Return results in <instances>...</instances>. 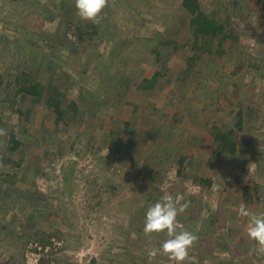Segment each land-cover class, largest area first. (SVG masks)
<instances>
[{"label":"rangeland","instance_id":"374dc122","mask_svg":"<svg viewBox=\"0 0 264 264\" xmlns=\"http://www.w3.org/2000/svg\"><path fill=\"white\" fill-rule=\"evenodd\" d=\"M198 1L230 33L221 54L216 39L193 46L182 0H107L99 24L74 0H0V264H25L33 243L39 264H177L159 251L164 232L143 231L166 193L190 201L177 230L198 236L181 264H264L239 215L264 212L262 0ZM30 80L39 96L20 92Z\"/></svg>","mask_w":264,"mask_h":264},{"label":"clouds","instance_id":"9594fccd","mask_svg":"<svg viewBox=\"0 0 264 264\" xmlns=\"http://www.w3.org/2000/svg\"><path fill=\"white\" fill-rule=\"evenodd\" d=\"M107 0H74L77 16L82 20H89L99 24L102 10L105 8ZM6 134V129L0 128V136ZM180 195L166 193L159 200L150 205L145 213L143 231L146 235L164 232L167 236L160 245L159 251L168 254L169 258L181 264L189 255V250L198 236L188 230H177V217L188 208L190 201L184 200ZM239 215L248 217L247 233L249 237L258 245L259 254H264V212H253L246 205L239 206ZM157 249L149 252L150 256H155Z\"/></svg>","mask_w":264,"mask_h":264},{"label":"trees","instance_id":"16d2710c","mask_svg":"<svg viewBox=\"0 0 264 264\" xmlns=\"http://www.w3.org/2000/svg\"><path fill=\"white\" fill-rule=\"evenodd\" d=\"M262 5H263V9H264V0H262ZM181 6L185 11L190 13L189 14L190 15L189 25H190L191 31L194 35V38H193L194 39V42H193L194 45L193 46H195L196 41L201 40L200 46H198L197 48L198 49L200 48L205 52H211V50H212V46H211L212 43L211 42L214 39H216L217 45H216L215 52H216V54H221L223 51L220 48L221 42H223L226 38H228L230 36V33L225 31L224 25L222 23H218L216 21V18H214L213 16L211 17V16H208L206 13H204V11L201 9V5H200V2L198 0H182ZM85 25L83 26L81 23L77 24L76 29H77L79 37L80 36L82 37L83 34L86 33L83 30V27L85 28ZM191 63H192V59L190 57L188 59V62H187V67L190 66ZM185 73H186V70H185ZM161 74H162V72L155 70L148 79H145L141 88L147 89V88H150L151 86H153V83L156 81V79ZM24 78H26V77H24ZM40 87H41V84L39 82L30 80V81H28V83H26V81L20 83L19 90H20V92L30 94L31 96L32 95L33 96H39L42 92ZM63 103L64 102L59 97H52L49 95H48L47 99L45 100L46 107L49 108L52 112H54L58 119L63 117L62 112L65 108ZM66 104H68V103H66ZM69 105H72L71 110H74L77 112V108L75 105H73V104H69ZM129 126H130V123L128 121H125L122 128L117 129L115 131V134L117 136H120V135H123L122 131H124L125 133L129 132L130 131ZM209 132L213 135V140L215 142H218V145L221 148H223L225 151H228L230 153H234L236 151V144L232 138L231 131L228 130V131L223 132V130L221 128H219V129H215L214 131L210 130ZM147 134L152 135L150 132H147ZM123 141H124V139H122V140L118 139V142H123ZM13 142L14 143L11 146V149H14L19 144H21V142L17 141V140H13ZM133 144L137 145L136 142H134ZM6 160H10V159L7 158ZM182 160H183V157H181L178 161L179 167L177 169V173H179V174H182V172H183L181 167H180L182 165ZM14 175H15V173L10 174L12 180H13ZM210 182H211L210 177H203V176L198 177V183L199 184H201V183L210 184ZM37 211H39V209H37L36 212ZM31 216L33 218L35 216V214H32ZM49 236H47V235L44 236V238L46 240L45 242H50ZM42 238L43 237H41L40 240Z\"/></svg>","mask_w":264,"mask_h":264},{"label":"built area","instance_id":"2783aa9c","mask_svg":"<svg viewBox=\"0 0 264 264\" xmlns=\"http://www.w3.org/2000/svg\"><path fill=\"white\" fill-rule=\"evenodd\" d=\"M30 244L27 247V251L25 253L26 259L25 264H39V260L42 257L43 253L40 251L41 246H37V243ZM46 251V250H45Z\"/></svg>","mask_w":264,"mask_h":264}]
</instances>
